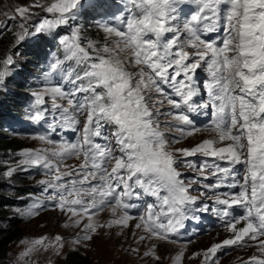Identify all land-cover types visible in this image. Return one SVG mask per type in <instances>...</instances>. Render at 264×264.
I'll return each mask as SVG.
<instances>
[{"label": "snow or ice", "instance_id": "obj_1", "mask_svg": "<svg viewBox=\"0 0 264 264\" xmlns=\"http://www.w3.org/2000/svg\"><path fill=\"white\" fill-rule=\"evenodd\" d=\"M86 4L34 0L15 14L4 13L10 20L19 17L13 47L61 26L71 29L59 39L63 59L50 63L49 83L33 93L26 118L51 131L71 130L75 139L56 140L50 132L31 135L43 146L22 150L18 163L27 166L22 170H42L45 178L38 183L44 200H34L21 214L33 217L51 205L81 229L77 244L91 240L99 228L123 230L133 220L145 234L138 242L177 243L186 222L211 211L231 235L206 249L204 264L234 247H255L260 256L244 264H264V0H124L116 23L98 25L106 34L103 45L85 40L77 24ZM66 62L75 67H64ZM14 66L10 51L0 59V86ZM198 70L207 73L202 89ZM51 73L60 74V82L51 84ZM202 90L207 99H195ZM46 97L52 122L42 107ZM191 114L210 120L199 127ZM161 117L170 120L162 125ZM162 127L179 138L167 136ZM197 133L209 138L190 148L171 147ZM197 155L212 162L187 159ZM181 164L204 180L214 177L215 183L186 180ZM197 184L208 191H199ZM221 188L229 190L215 191ZM105 209L112 218L98 224L94 217ZM61 241L60 236L54 242L46 237L21 241L27 247L20 259L28 264L25 258L39 248H53L58 255ZM144 255L159 259L154 245ZM183 255L177 254L174 264Z\"/></svg>", "mask_w": 264, "mask_h": 264}, {"label": "rangeland", "instance_id": "obj_2", "mask_svg": "<svg viewBox=\"0 0 264 264\" xmlns=\"http://www.w3.org/2000/svg\"><path fill=\"white\" fill-rule=\"evenodd\" d=\"M34 0H0V42L2 41L3 34L7 31L6 27L8 23H14L16 28L17 21L8 19L4 13L15 14V9L20 6H27L33 3ZM33 11H39V9H33ZM42 15H47L42 13ZM78 21H81L79 18ZM82 29V36L85 40H91L96 42L98 45H103L105 43V33L102 28L98 25L108 22L110 20L106 18L105 15H100L96 17L95 15L90 16L85 23H78ZM63 29H57L51 34L38 35L36 37H31L27 41L23 42L21 45L13 47L15 37L13 38V44L8 46L3 50L1 57H5L6 54H13L15 61V66L12 69V75L6 78L5 84L0 86V121L5 120V114H17L18 113V101H19V91L16 86H18L14 80L15 67L20 66V70L23 65H28L30 61L25 60V56L22 54L21 49L29 48L30 44H34L36 41L41 39H52L51 45L54 47V51L63 54V51L59 45L58 40L55 39V35L62 34L70 35L71 29L68 26ZM60 27V28H61ZM17 29H15L16 31ZM96 31V33L94 32ZM64 35V36H65ZM4 37V36H3ZM63 37V36H62ZM1 45H3L1 43ZM52 49L48 47H41V49L30 51V60H39V65L29 72L27 75L28 85L23 94L27 97H32L34 92L40 91L48 81L45 79L42 71L41 57L45 54H49L50 57L55 58L54 54L51 53ZM34 55V57H32ZM36 56V57H35ZM1 58V59H3ZM135 71V69H130ZM42 71V72H41ZM48 70H45V73ZM36 73V74H32ZM56 78L53 77L52 84L56 83ZM17 93V94H16ZM46 102H51L47 97ZM162 131L165 130L162 128ZM5 135L7 141L14 142V145L10 148V152L2 154L0 151V195H7L4 199L11 198V190L20 185L21 181L25 180L29 184V192L25 198L27 203L21 206L19 209L8 208L11 213L16 217L17 222V235L14 240L10 241L5 246V254L0 259V264H25V261L20 259V254L26 249V245L22 244L21 241H32L37 238L46 237L48 241H53L56 236L62 237L63 247L59 248V254H56V250L49 248L45 251L43 248H39L30 254V257L25 258L28 264H64L65 255L69 252H76L78 255L86 257L90 264H174V257L183 251L184 255L180 264H204V253L211 245L221 242L225 238H229L230 234L227 232L226 228L218 229L216 231L210 232L207 236L199 238L196 241L191 242L189 245H173L163 240L158 239H146L145 241L138 242V237L140 235H145L142 231L136 230L134 228L135 223L130 222V227L127 229H120L117 227L109 228H99L97 233L89 241H82L81 243H73L77 240L79 236L83 233L78 227L72 226L69 222L68 216L60 212L58 209H54L51 205L48 207L38 210L39 214L33 217H28L22 215L21 212L27 210L34 200H44V194L42 192L43 186L38 182L44 179L42 170L36 168H27V170H22L27 166H22L18 162L22 158L19 153L24 149H35L42 147L39 141L31 139V137H21L12 136L5 133L0 128V136ZM209 138L207 133H197L192 137L183 139L178 144H172L171 147L175 148H190L195 143L201 141L202 139ZM180 159H182L180 157ZM67 163H76L74 160L67 161ZM183 164L180 165V171ZM9 169H16L11 177L5 175ZM36 187L38 190L34 189ZM47 203V201H45ZM7 208V205L4 206ZM110 212L106 209L104 212L100 213L98 216L94 217L95 222L98 224H105L108 219H111ZM84 223H87L85 220ZM12 228L8 225L5 218H1L0 215V240L5 237L7 233L11 232ZM118 233H120L118 235ZM135 233V235H133ZM227 235V236H226ZM11 235V237H14ZM226 236V237H225ZM155 246V255L159 259H154L153 256H145V252L152 250V246ZM137 249V251H133ZM195 255V258H190ZM260 256V253L255 247L251 248L249 251H241L233 253L229 256L218 258V264H240L241 262L249 259L251 256ZM217 259L213 258L208 264H215Z\"/></svg>", "mask_w": 264, "mask_h": 264}, {"label": "trees", "instance_id": "obj_3", "mask_svg": "<svg viewBox=\"0 0 264 264\" xmlns=\"http://www.w3.org/2000/svg\"><path fill=\"white\" fill-rule=\"evenodd\" d=\"M105 5H106L105 0H93L91 2V4H89L88 7L91 8L93 6H98V7L102 8ZM14 27H15L14 23H8V25L6 27L7 31L3 34L4 37L1 36L2 41L0 42V50L3 48L2 51H4L5 48H7L8 46L13 44V42H12V40L14 38L13 33L15 32V29H16ZM94 32L96 33V31H94ZM1 43L3 45H1ZM33 47H38V45L37 44L30 45V48H33ZM21 52L25 56L26 62L30 61V63L28 65H23L21 71H19L20 66L15 67L14 71H16V72H15V75L13 77H14V80L18 81V86H19L18 88L19 89H22V81H21V79H23L22 77L23 76L28 77L27 75H30L29 72L33 70L32 65H31L32 63L30 60V55H28L29 48L21 49ZM1 55H2V53L0 52V59L3 58V56L1 57ZM13 145H14V142L7 141V139H5L3 137L0 138V151L2 152V154L9 153L11 151L10 148ZM18 189L19 188H17V190ZM11 200H13V199L11 198ZM4 203H7V200L4 199V197H2V195H0V215H1V218H5L7 220L8 225H10V227L12 228V231L5 234L6 236L0 240V259H2L3 258L2 256L5 254V246L10 241L14 240V238L16 237L14 235H17V230H16L17 224H16V222L18 219H16L14 214H12L9 211H7L6 209H4V206H5ZM23 203H24V201H17L16 206L21 207L23 205ZM16 206L13 205L11 202L7 205L8 208L9 207H16ZM11 235H13L14 237L12 238ZM64 264H90V261L86 257L78 255L76 252H69L65 255Z\"/></svg>", "mask_w": 264, "mask_h": 264}, {"label": "bare ground", "instance_id": "obj_4", "mask_svg": "<svg viewBox=\"0 0 264 264\" xmlns=\"http://www.w3.org/2000/svg\"><path fill=\"white\" fill-rule=\"evenodd\" d=\"M231 235V234H230ZM227 236V235H226ZM228 237H230V236H228Z\"/></svg>", "mask_w": 264, "mask_h": 264}]
</instances>
